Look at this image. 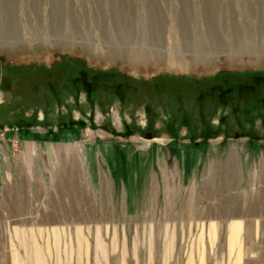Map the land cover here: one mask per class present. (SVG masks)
Here are the masks:
<instances>
[{
    "label": "rangeland",
    "instance_id": "rangeland-1",
    "mask_svg": "<svg viewBox=\"0 0 264 264\" xmlns=\"http://www.w3.org/2000/svg\"><path fill=\"white\" fill-rule=\"evenodd\" d=\"M257 74L264 0H0V264H264Z\"/></svg>",
    "mask_w": 264,
    "mask_h": 264
},
{
    "label": "trees",
    "instance_id": "trees-1",
    "mask_svg": "<svg viewBox=\"0 0 264 264\" xmlns=\"http://www.w3.org/2000/svg\"><path fill=\"white\" fill-rule=\"evenodd\" d=\"M263 80H264V74L254 75L255 82L258 81L260 84H262ZM241 88L243 90L241 93H243L244 96L246 95L244 99L250 100V94H253L251 99L255 103L260 104L264 107V95H261L260 92L257 91V88L255 85L251 84V82H248L247 84H244Z\"/></svg>",
    "mask_w": 264,
    "mask_h": 264
},
{
    "label": "flooded vegetation",
    "instance_id": "flooded-vegetation-1",
    "mask_svg": "<svg viewBox=\"0 0 264 264\" xmlns=\"http://www.w3.org/2000/svg\"><path fill=\"white\" fill-rule=\"evenodd\" d=\"M84 75H85V76H84V79L86 80V77L88 78V76L86 75V73H85ZM74 81H75V80H73V82H74ZM90 82H91V81H89V82H88V81H86L84 84H86V85L88 84V85H89V84H90Z\"/></svg>",
    "mask_w": 264,
    "mask_h": 264
},
{
    "label": "water",
    "instance_id": "water-1",
    "mask_svg": "<svg viewBox=\"0 0 264 264\" xmlns=\"http://www.w3.org/2000/svg\"><path fill=\"white\" fill-rule=\"evenodd\" d=\"M148 138H152V136H148Z\"/></svg>",
    "mask_w": 264,
    "mask_h": 264
}]
</instances>
